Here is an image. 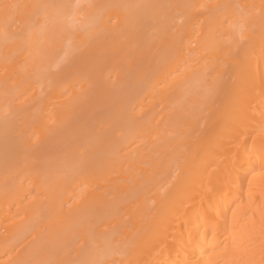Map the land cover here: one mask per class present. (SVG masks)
<instances>
[{
  "label": "bare ground",
  "instance_id": "6f19581e",
  "mask_svg": "<svg viewBox=\"0 0 264 264\" xmlns=\"http://www.w3.org/2000/svg\"><path fill=\"white\" fill-rule=\"evenodd\" d=\"M0 264H264V0H0Z\"/></svg>",
  "mask_w": 264,
  "mask_h": 264
}]
</instances>
